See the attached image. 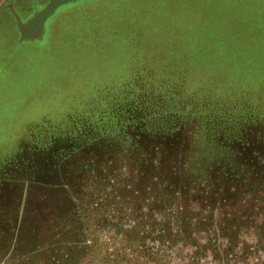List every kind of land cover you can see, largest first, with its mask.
Segmentation results:
<instances>
[{"label": "rangeland", "instance_id": "obj_1", "mask_svg": "<svg viewBox=\"0 0 264 264\" xmlns=\"http://www.w3.org/2000/svg\"><path fill=\"white\" fill-rule=\"evenodd\" d=\"M166 84L198 97L196 103L204 99L206 105L212 96L215 106L237 109L210 117L219 141L213 146L216 164L242 181L249 157L239 143L249 139L250 120L264 121V0H0V264H43L45 252L72 244L69 236L79 222L90 264L146 262L140 242L125 241L124 226L118 225L125 208L119 202L118 161L102 167L107 178L101 182L90 164L96 140L76 160L56 151L48 165L35 156L25 160L40 134L68 136L85 131L91 120L111 118L113 127L101 126L98 134L109 132L122 104L134 102L145 88ZM127 116L133 115L120 119ZM171 124L182 132L201 129L193 116ZM175 139L191 144L190 136ZM84 161L89 165L83 167ZM190 162L201 163L196 156ZM42 187L72 201L60 211V227L45 226L33 205ZM212 198L187 212L212 227L196 233L199 251L187 253L184 243L168 250L157 242L156 230L143 238L142 248L166 253L160 264H264V200L244 188L234 199Z\"/></svg>", "mask_w": 264, "mask_h": 264}, {"label": "trees", "instance_id": "obj_2", "mask_svg": "<svg viewBox=\"0 0 264 264\" xmlns=\"http://www.w3.org/2000/svg\"><path fill=\"white\" fill-rule=\"evenodd\" d=\"M169 76L174 79L176 75L173 73ZM166 86H169L170 89H166ZM166 86L154 87L152 90L145 88L138 93L134 102L122 104L118 111L120 114L117 116L116 113L118 124L115 129L109 132L104 130L105 134L103 132H101L103 134H98L101 126L103 128L112 124L113 127L112 119L109 118L106 119L105 123L96 120H91L89 123L83 122L88 124L84 129L85 131L71 133L68 135L69 137L42 133L28 147L31 148L29 151L32 155L30 160L29 158L24 159L25 162H32L35 160V156L41 158L42 162L48 165L47 161H51V157H53L50 156L51 153L56 151L58 154L62 153L61 158L69 154L68 156L74 157L76 160L79 156L78 152L84 151L87 144L96 140L90 148L91 151H94L90 153H95L96 157L90 161V164L93 165V169L99 175L97 179L99 182L107 178L103 177L102 167L107 168L112 166L110 164L114 161H118V168L120 169L119 202L125 205L124 212L119 213L118 225L122 223L124 226L125 241L140 242L139 251L142 253L140 258L147 256L145 257L146 262L134 258L136 262L140 261V264H151L148 258L153 260L154 264H160L163 257L167 255L160 251L153 252L142 248L144 246L143 238L151 235L154 230L157 232V242H163L168 250H172L183 243L188 250L187 253L189 252L191 255L192 252L199 249L195 246L200 245L195 237L196 233L200 231L210 233L212 227L211 224L201 222L197 217L187 213L194 209L197 204L199 206L200 203H207L213 199V196L215 199H227L229 197L234 199L242 188L255 192L258 200H264V189H262L264 188V180H257L260 174H264V121L258 123L250 120L248 130L245 128L249 131V139L239 144L242 145L243 143V147L246 149L249 165L245 167L244 171L241 170V175H244L242 181L235 182V174L228 171V166L222 167L226 169L223 170L216 164L215 157L218 156L219 152H216L213 146L219 141H214L216 137L212 131H214L213 122L215 120L210 116L231 115L232 113L234 115L237 113V109L234 108L233 110V104L226 107L215 106L213 97L209 96L210 94H207L209 96L207 101L209 102L206 105L202 103L204 99L196 103L198 97L186 96L180 88L173 85L166 84ZM191 89L195 95L198 94L197 88ZM130 112L133 116L120 119L123 113ZM185 115L198 118L201 129L193 132L189 130L182 132L179 131L180 125L171 124L179 121V119L182 122ZM254 116L259 118V115ZM97 122L101 124H97ZM187 131H189V135ZM177 136H186V139L190 136V146L189 144L186 146L183 139L176 142ZM233 137L236 139L234 133ZM100 138L102 140H98ZM223 140L226 145L224 149L228 150L227 137L224 136ZM69 142H71L72 147L70 149L66 148ZM196 150L200 151L197 152ZM44 154L45 157H43ZM178 156L188 158L189 161L178 159ZM193 156L199 158L201 162L197 167L190 162V158ZM172 160L180 162L181 167L176 168L175 163L168 164V161ZM86 164L89 165L88 161H84L81 165L85 167ZM168 165L170 166L168 167ZM196 169L198 170L196 171ZM219 178L220 182H218ZM222 178L226 182L222 183ZM95 181L96 177L93 182ZM42 190L43 192L39 191L42 194L32 197L33 205L39 214L45 217L42 221L45 226L47 223L50 225L54 223L60 227V224L64 223L60 211L72 201L64 197L54 196L45 187H42ZM63 192H66V189H63ZM97 192H101L99 188H97ZM206 205L202 207H206ZM100 219L104 223L107 221L104 218ZM79 223V226H75L76 232H71L69 236L68 241H73L72 244L68 243V246L61 247L59 245L52 248L50 253L45 252L44 259L46 260L43 264H90L89 261H86L90 246L79 240L83 237L82 234H85V232H80L83 224L82 222ZM156 225L161 227L156 228ZM55 234L59 236L61 232L56 231ZM18 241L20 240L18 239ZM206 242L210 244V238H207ZM178 249H181L180 246ZM55 250L57 252L51 255ZM190 254L189 257H191ZM137 255L139 253L135 256L139 258ZM124 258L130 261L126 256ZM188 258L181 257L182 260Z\"/></svg>", "mask_w": 264, "mask_h": 264}, {"label": "crops", "instance_id": "obj_3", "mask_svg": "<svg viewBox=\"0 0 264 264\" xmlns=\"http://www.w3.org/2000/svg\"><path fill=\"white\" fill-rule=\"evenodd\" d=\"M12 12H14V14H15V16H16L17 24H19V27L21 28V30H23V29H22L23 27H21V25H20V24H22V23H21V19H20V17L16 14L15 10L12 9ZM41 23H42V22H41Z\"/></svg>", "mask_w": 264, "mask_h": 264}]
</instances>
